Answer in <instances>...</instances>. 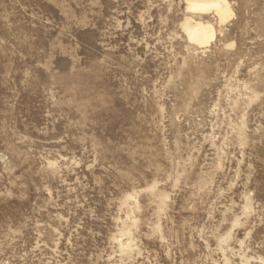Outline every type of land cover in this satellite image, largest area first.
I'll return each instance as SVG.
<instances>
[{
	"label": "rangeland",
	"instance_id": "1",
	"mask_svg": "<svg viewBox=\"0 0 264 264\" xmlns=\"http://www.w3.org/2000/svg\"><path fill=\"white\" fill-rule=\"evenodd\" d=\"M229 2L0 0V264H264V0Z\"/></svg>",
	"mask_w": 264,
	"mask_h": 264
},
{
	"label": "bare ground",
	"instance_id": "2",
	"mask_svg": "<svg viewBox=\"0 0 264 264\" xmlns=\"http://www.w3.org/2000/svg\"><path fill=\"white\" fill-rule=\"evenodd\" d=\"M187 2L189 9L192 11L208 12L210 10H215L220 24L225 23L234 16V11L229 0H187ZM187 19L188 20L186 21L184 27L189 38L193 42H196L200 45H205L209 44L211 40L214 39L216 32L213 26L205 25L201 22H196V24L193 25V20L190 21L191 19Z\"/></svg>",
	"mask_w": 264,
	"mask_h": 264
}]
</instances>
